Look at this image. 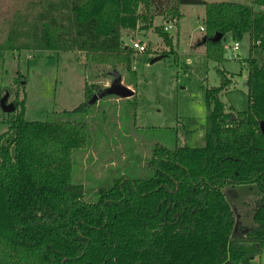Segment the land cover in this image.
<instances>
[{
  "label": "trees",
  "instance_id": "1",
  "mask_svg": "<svg viewBox=\"0 0 264 264\" xmlns=\"http://www.w3.org/2000/svg\"><path fill=\"white\" fill-rule=\"evenodd\" d=\"M253 2L45 0L34 16H15L1 52L79 51L92 64L129 70L136 50L125 44V31L150 30L166 14L179 22L182 6L204 5L207 59L225 60L227 35L236 43L249 37L243 62L249 107L227 110L220 93L232 80L217 68L221 85L206 90L208 113L200 126L205 145L157 146L147 163L151 176L117 177L89 202L73 163L88 144L87 125L28 121L25 100H15L4 120L9 129L0 135V264H251L262 253L264 13L257 7L264 0ZM155 29L172 47L168 32ZM106 89L98 93L111 96ZM85 96H94L87 84ZM227 185H256L262 196L246 237L233 235Z\"/></svg>",
  "mask_w": 264,
  "mask_h": 264
},
{
  "label": "rangeland",
  "instance_id": "2",
  "mask_svg": "<svg viewBox=\"0 0 264 264\" xmlns=\"http://www.w3.org/2000/svg\"><path fill=\"white\" fill-rule=\"evenodd\" d=\"M204 1L254 7L253 0ZM44 2L0 0V45L17 14L34 16ZM170 4L176 6V0ZM257 9L264 13L263 7ZM205 11L204 5H184L179 22L166 14L157 17L150 30L125 31V44L132 47L133 42H141L147 48L145 53L134 52L129 70L92 64L79 51H0V135L9 129L4 122L9 113L1 106L7 95L8 103L25 100L28 121L85 123L90 138L86 147L74 153L73 163L75 182L83 184L89 202L97 201L100 189L110 187L117 177L151 176L147 163L157 146H204L205 133L200 126L208 113L206 90L221 85L217 68L227 70L232 80L220 93L227 110L245 111L249 107L248 72L243 62L250 55L248 36L236 51V42L227 35L223 41L225 60L216 63L207 59L205 29L201 30ZM170 22H174L173 29L167 31L172 47L155 29ZM257 58L263 57L258 53ZM115 70L122 83L135 92L133 97L98 93L111 86ZM86 84L94 93L89 101ZM224 193L236 220L233 235L246 237L255 226L254 212L262 196L256 185H227ZM251 264H264V250Z\"/></svg>",
  "mask_w": 264,
  "mask_h": 264
},
{
  "label": "water",
  "instance_id": "3",
  "mask_svg": "<svg viewBox=\"0 0 264 264\" xmlns=\"http://www.w3.org/2000/svg\"><path fill=\"white\" fill-rule=\"evenodd\" d=\"M221 38L222 36L218 35L215 40L219 41L221 40ZM112 76L114 77V80L111 86L106 89L104 94L115 95L123 99L131 98L134 96L135 92L122 83V77L119 72L115 70V73L112 74ZM1 106L3 110L7 113H13L16 110L14 103H8V95L1 100ZM261 130L264 134V123L261 124Z\"/></svg>",
  "mask_w": 264,
  "mask_h": 264
},
{
  "label": "built area",
  "instance_id": "4",
  "mask_svg": "<svg viewBox=\"0 0 264 264\" xmlns=\"http://www.w3.org/2000/svg\"><path fill=\"white\" fill-rule=\"evenodd\" d=\"M174 22H170L168 23L165 27H164V30L165 31H170L171 29H173L174 27ZM201 30H204L203 27H201ZM132 47L139 53H145L146 51V46L144 44H142L141 42H133L132 44ZM234 50L238 51L239 50V43H235L234 45Z\"/></svg>",
  "mask_w": 264,
  "mask_h": 264
},
{
  "label": "crops",
  "instance_id": "5",
  "mask_svg": "<svg viewBox=\"0 0 264 264\" xmlns=\"http://www.w3.org/2000/svg\"><path fill=\"white\" fill-rule=\"evenodd\" d=\"M130 88V87H129ZM254 261V260H253ZM252 263V262H251Z\"/></svg>",
  "mask_w": 264,
  "mask_h": 264
},
{
  "label": "flooded vegetation",
  "instance_id": "6",
  "mask_svg": "<svg viewBox=\"0 0 264 264\" xmlns=\"http://www.w3.org/2000/svg\"><path fill=\"white\" fill-rule=\"evenodd\" d=\"M114 80V79H113Z\"/></svg>",
  "mask_w": 264,
  "mask_h": 264
}]
</instances>
